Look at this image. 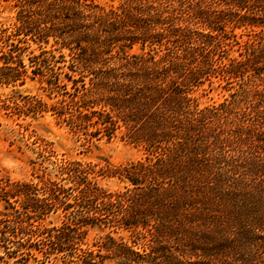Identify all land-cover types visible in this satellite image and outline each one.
<instances>
[{
  "label": "rangeland",
  "instance_id": "374dc122",
  "mask_svg": "<svg viewBox=\"0 0 264 264\" xmlns=\"http://www.w3.org/2000/svg\"><path fill=\"white\" fill-rule=\"evenodd\" d=\"M78 1L120 13L127 0ZM212 1L134 0L133 5L155 14L135 26L126 20L122 27L133 28L138 38L130 43L114 37L102 48L100 62L81 68L72 57L76 41L68 26L46 31L38 22L49 2L70 1L0 0V184L26 186L0 194V209L7 199L20 211L0 222V264H80L81 256L91 253L97 259L96 253L105 252L99 245L107 235L141 249L143 239L133 244L132 228L95 210L132 187L123 167L155 155L103 102L113 94L117 65L124 62L115 55L123 48L128 59L151 57L159 66L181 63L169 72L176 83L180 72L191 69L184 89L193 111L237 99L242 91L250 96L263 82L244 62L250 61L252 47L264 42V25L232 14L214 17ZM23 19L34 22L23 24ZM115 27L107 29L119 34ZM104 72L110 75L99 78ZM83 186L99 197L77 206Z\"/></svg>",
  "mask_w": 264,
  "mask_h": 264
},
{
  "label": "trees",
  "instance_id": "16d2710c",
  "mask_svg": "<svg viewBox=\"0 0 264 264\" xmlns=\"http://www.w3.org/2000/svg\"><path fill=\"white\" fill-rule=\"evenodd\" d=\"M68 1L71 4L49 2L38 22L46 31L68 26L76 41L72 57L81 68L100 62L106 51L102 48L114 37L130 43L138 38L133 28L128 32L122 27L126 20L135 26L155 16L150 7L133 5L134 0L124 2L120 13L95 3ZM210 6L214 17L232 14L264 25V0H213ZM81 11L85 13L80 15ZM83 17L88 23L78 22ZM28 20L22 23L34 22ZM114 26L121 29L119 34L107 29ZM122 49V55H115L124 62L117 65L113 94L103 102L133 129L132 138L143 141L155 155L123 167L132 187L117 192L113 200L101 201L95 210L113 215L118 226L132 228L133 244L138 237L143 242L136 250L107 235L99 245L105 252L96 253L97 259L91 253L81 256L80 264H264V42L252 47L250 61L244 62L256 71L263 87L199 111L191 110L184 89L191 69L180 72L181 81L176 83L169 72L181 63L159 66L151 57L128 59ZM107 118L111 120L109 113ZM23 187L0 184V194L12 188L21 192ZM94 191L80 187L76 205L99 197ZM27 197L28 193L23 200ZM4 201L0 222L20 213ZM112 258L114 263L106 261Z\"/></svg>",
  "mask_w": 264,
  "mask_h": 264
}]
</instances>
